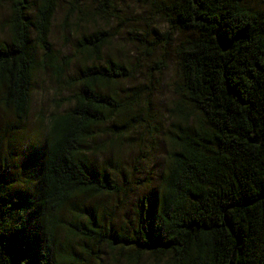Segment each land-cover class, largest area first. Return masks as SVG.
<instances>
[{"label": "trees", "instance_id": "obj_1", "mask_svg": "<svg viewBox=\"0 0 264 264\" xmlns=\"http://www.w3.org/2000/svg\"><path fill=\"white\" fill-rule=\"evenodd\" d=\"M60 1L0 0L9 12L7 40L0 41V114L13 118L10 128L21 129L39 71L69 91L65 109L46 120L43 150L26 181L9 173L0 153V264H76L81 241L101 243L129 264L144 256L150 264H264V6L133 0L169 28L158 43L143 44L150 53L151 45L169 47L174 60L162 124L151 110L157 85L148 79L119 87L134 69L103 58L107 29L80 35L68 54L57 55L49 33ZM62 7L64 27L72 18L117 17L115 0ZM166 54L150 71L166 69ZM136 129L156 140L160 169L155 187L139 194L130 226L116 231L105 224L106 207L90 202L123 200L139 188L129 186L115 157L98 156H120ZM32 153L24 149L22 165Z\"/></svg>", "mask_w": 264, "mask_h": 264}, {"label": "rangeland", "instance_id": "obj_2", "mask_svg": "<svg viewBox=\"0 0 264 264\" xmlns=\"http://www.w3.org/2000/svg\"><path fill=\"white\" fill-rule=\"evenodd\" d=\"M69 1L61 0L59 8L55 12L49 33L53 50L58 56L68 54L72 42L80 35L90 33L95 29H107L112 36L103 51V58L131 64L134 69L133 74L135 77L119 82V87L122 88L121 90H129L131 86L143 84L148 79L152 82V87L157 85L155 92L157 104L152 106L151 110L160 114V123L166 124L165 107L172 98L169 79L172 78L175 72L173 56L167 46L164 48L158 46L153 49V45H151L152 53L143 51L145 42L157 41L158 43V37H161L162 33L169 32L163 17L156 16L145 5L134 3L133 0H115L116 18L108 21L98 19L95 23L88 24L84 22L77 24L75 23L77 19L72 18L68 26L64 27L60 24L64 10L62 6L68 7ZM247 2L248 5L254 8L256 4H258L256 5L257 8L264 6V0H248ZM81 6H84L87 12L91 10V6L86 1L81 3ZM8 16L7 3L3 2L0 4V41L7 40L6 22ZM162 51H167L166 56L169 62L166 69L159 75L155 71H150V67L153 66L155 59L161 57ZM76 64L73 63L71 71H73ZM68 95L67 87L57 83L48 70L39 71L32 80L30 109L27 117L22 122L21 129L13 130L10 128L9 122L13 118L5 113L0 114V153L10 162L9 173H17L26 181L28 175L33 172L35 166L32 161L36 160L37 155L43 150L46 120L52 112L65 109ZM147 134L144 130L136 129V132L129 133L128 137L125 138L126 142L119 148L120 156H107L108 154L98 156L104 161L115 157L120 167L125 170L129 186L136 184L139 188L136 194L124 197L123 200L119 194L118 198L104 195L90 202V204L106 207L108 217L105 215V224L106 226L112 225L116 231L120 230L121 225L130 226L139 194H143L152 186L155 187L157 182L161 159V156L158 155L161 151L156 140L150 138ZM27 148H31L33 153L26 158V163L22 165L19 156ZM17 189L19 190V187ZM84 247L88 249L86 248L85 251L82 249ZM76 249L80 257V261L76 264H80V262L82 264H129L125 256L122 257L114 252L112 253L101 243L81 241L76 244ZM150 262V256H144L141 258V263L138 262V264H150Z\"/></svg>", "mask_w": 264, "mask_h": 264}]
</instances>
